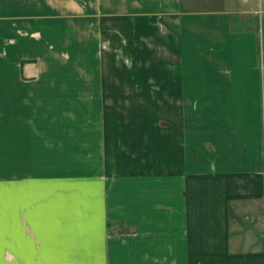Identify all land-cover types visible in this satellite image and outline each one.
I'll return each instance as SVG.
<instances>
[{"label":"crops","instance_id":"obj_1","mask_svg":"<svg viewBox=\"0 0 264 264\" xmlns=\"http://www.w3.org/2000/svg\"><path fill=\"white\" fill-rule=\"evenodd\" d=\"M261 3L114 0L128 6L129 25L150 30L144 52L160 67L144 73L155 88L143 107L159 114L126 134H84L102 152L77 168L56 160L57 134L9 118L0 264H264V249L237 230L264 204V69L251 9ZM143 55L136 49L134 59ZM109 141L125 166L104 164ZM44 155L51 161L40 163Z\"/></svg>","mask_w":264,"mask_h":264},{"label":"rangeland","instance_id":"obj_2","mask_svg":"<svg viewBox=\"0 0 264 264\" xmlns=\"http://www.w3.org/2000/svg\"><path fill=\"white\" fill-rule=\"evenodd\" d=\"M261 1V6L249 7L255 10L257 64L264 69ZM118 7L114 0H0V138L9 118L15 126L13 118L23 117L25 127L57 134L62 157L56 160L77 168L102 152H95V142L81 140L84 134L95 133L98 126L105 134L113 128L126 134L134 127L129 123L153 122L158 107L143 105L145 98L151 100L148 96L153 99L149 92L155 87L144 73L159 69V55H145L143 43L153 40L150 30L129 25L128 6ZM136 49H143V60L134 59ZM108 144L104 164L111 168L119 153ZM118 149L126 152V140ZM123 158L125 166L126 153ZM51 159L40 156V163ZM252 208L255 218L237 220V230L264 249V204ZM230 215L235 223L233 211ZM107 228L121 230L118 221L109 220Z\"/></svg>","mask_w":264,"mask_h":264}]
</instances>
